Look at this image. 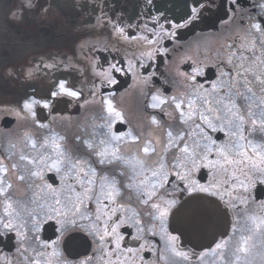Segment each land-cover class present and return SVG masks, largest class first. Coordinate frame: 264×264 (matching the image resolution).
I'll return each instance as SVG.
<instances>
[{
  "label": "snow or ice",
  "instance_id": "obj_1",
  "mask_svg": "<svg viewBox=\"0 0 264 264\" xmlns=\"http://www.w3.org/2000/svg\"><path fill=\"white\" fill-rule=\"evenodd\" d=\"M145 3L151 5L152 0ZM221 4L225 9L221 19L239 21V32L221 47L215 64L189 57L182 62L183 70L176 68L172 76L142 61L159 57L163 62L164 56L179 51L183 45L170 49L162 41L175 44L180 30L199 23L213 5L221 6L217 0H187L186 11L177 18L151 16L153 27L143 20V13L139 23L124 27L122 17L104 20L101 36L108 32L111 38L114 32L117 40L152 49L142 51L139 58L131 53L141 61L145 86L142 128L134 130L113 99L104 97L105 93L114 96L133 72L131 59L125 67L123 57L112 55L119 48L105 44L98 50L90 45L92 56L102 57L94 67L103 71L96 73L101 78L99 91L89 77L88 96L83 94L82 78L68 80L71 73L64 61L41 60V74L51 69L52 82L40 90L30 85L20 110L12 113L32 117L35 138L30 145L35 151L0 152L4 264H169L170 255L195 258L201 264L208 253L213 264H246L242 254L249 252L253 236L245 232L261 231L264 237V219L244 216L250 205L264 209V0H221ZM37 7L44 10L39 0H23L19 9L11 11V18ZM137 31L146 34L138 36ZM240 33L256 38L251 47ZM86 59L87 54L79 62ZM16 71L23 75L22 67ZM173 78L182 81L183 92L171 94ZM52 97L71 98L66 104L77 112L92 111L95 123L71 135L52 133L41 122L47 117L37 113L38 108L43 112L51 107ZM9 114L4 111L0 119ZM18 188L25 190L24 196ZM44 189L50 196L44 195ZM20 200L27 201L23 215L13 206ZM49 225L55 238L43 240ZM78 233L89 240L91 255L71 259L64 252V238ZM9 240L12 248L5 253L3 245Z\"/></svg>",
  "mask_w": 264,
  "mask_h": 264
},
{
  "label": "flooded vegetation",
  "instance_id": "obj_2",
  "mask_svg": "<svg viewBox=\"0 0 264 264\" xmlns=\"http://www.w3.org/2000/svg\"><path fill=\"white\" fill-rule=\"evenodd\" d=\"M187 0H152L151 5L146 4L145 0H39V5L35 10L24 11L19 18H11V11L20 8L23 0H9V11L5 14L3 21L6 23V31L4 28L0 30L3 36L0 35V45L3 46L0 57V116L4 111L10 113L7 117L0 119V128L6 131L19 121L12 113L19 111L18 105L23 103V97L27 91H30L29 86H34L37 90L46 88L52 82V70L49 69L47 74H41L44 70L40 67V62L43 60L45 64L55 63L57 60L64 61V65L71 73L68 75V80L71 81L74 77L84 82V95L88 96V92L92 85L89 82V77L96 81L97 90L100 89V77L96 76L97 72L103 71V68L94 67L97 59H102L99 53L95 57L90 52V45H95L98 50H103L105 44L111 49L119 48L117 54L115 51L112 55L116 59L124 58V66L127 67V60H132L133 72L129 73L120 85L115 89V95L105 93V98H112L113 104L117 110L122 111L125 117L130 121V126L135 130L142 128L144 125L143 100L141 92L145 90L142 83L143 73L139 69L140 60L133 58L131 53L135 52L139 58L142 51H151V48H141L138 43L124 41L122 38L117 40L116 34L113 32L111 38L108 32L100 35L104 20L108 16L122 17L124 23L120 24L124 27L126 24H136L140 22V14L143 15V20L148 21V26L153 27L151 16L167 15L171 18L181 16L185 11ZM217 4L221 6L217 9L213 5V10L205 12L199 23L188 29H182L178 32L179 40L175 44L163 42L165 47L173 48L183 45L179 51L173 52L171 56H164L163 62L157 57L154 61L147 59L142 62L147 66L152 64V70H156L157 66L161 73H166L172 76L176 68L183 70V61H187L190 57L192 61L213 65L218 59V55H222L220 49L227 43H230V38L234 37L239 32V21L233 23L230 19H221L224 16V6L221 0H217ZM113 5V7H109ZM99 9V11L97 10ZM107 13V15H102ZM150 13V15H148ZM111 31V25L108 27ZM127 28L125 33L127 34ZM137 31L136 35H144ZM247 46L251 47L255 42V37L245 36L240 33ZM151 38V36H150ZM29 46H32L29 48ZM258 46V45H257ZM87 54V59L84 63L79 62ZM107 54V53H105ZM161 56L164 54L161 53ZM50 57H54L52 59ZM111 59V56L109 57ZM1 64H3L1 66ZM23 68V75L16 70ZM107 65H104L106 68ZM264 70V66L261 67ZM218 71V70H217ZM59 74V73H57ZM209 79H213L212 71L208 73ZM79 88V84H78ZM170 88L173 89L171 94L183 92L182 81L172 79ZM5 92V94H3ZM90 100L92 97H88ZM95 99L99 101L101 96L98 94ZM67 100L57 101V98L52 97L49 100L51 107L44 109L43 112L37 109L38 116L47 117L41 122L49 126L54 134H73L78 129L83 128L86 124L95 123L91 118L94 115L92 111L82 108L79 112L75 111L71 106L66 104ZM53 108L55 111H53ZM51 112V116L49 113ZM21 118L27 119V114L21 112ZM7 119L14 120V123L5 127L4 121ZM33 127L29 133L18 135H0V152H15L25 155L33 154L35 150L31 148L30 141L35 137L32 135ZM27 145V148L25 147ZM22 169L24 166H21ZM31 167V166H29ZM23 174L26 173L24 169ZM21 196L25 195L23 188L17 189ZM30 195V194H29ZM44 195L50 196L47 189H44ZM26 200H20L14 203V207L23 215V206ZM31 210V208L29 209ZM2 211V208H0ZM231 215H236L233 212ZM245 217L256 218L259 222L264 219V209L259 205H250L244 210ZM246 223L251 224L250 221ZM171 231L170 223L168 225ZM52 234L54 232L52 231ZM173 234H177L174 233ZM53 237H44L43 240L54 239ZM5 253H8L12 248V242L9 240L3 245ZM64 252L71 259H83L85 256L91 255V247L89 240L85 238L83 233L68 235L64 238ZM200 251L201 249H196ZM9 258H11L9 256ZM0 264H4L3 258H0ZM97 264L99 262L97 261ZM169 264H197L195 258L185 260L178 255H170ZM201 264H213L211 253L205 255Z\"/></svg>",
  "mask_w": 264,
  "mask_h": 264
},
{
  "label": "rangeland",
  "instance_id": "obj_3",
  "mask_svg": "<svg viewBox=\"0 0 264 264\" xmlns=\"http://www.w3.org/2000/svg\"><path fill=\"white\" fill-rule=\"evenodd\" d=\"M9 0H0V30L4 28L6 31L7 27L5 26L6 23L3 21L5 14L9 11ZM4 16V17H3ZM3 31V32H4ZM3 32L0 31V35L3 36ZM32 46H29V48ZM3 50V46L0 45V57L1 51ZM3 64H1L2 66ZM1 72V71H0ZM5 94V92L3 93ZM32 128V117L27 115V119H22L21 116L19 117V121L11 128V130L6 131L0 128V135H18L29 133V130ZM247 227L251 228L252 225L247 223ZM246 235H252L253 239L249 241V252L246 254H242L245 258L246 264H264V244L261 243V240L264 237L261 236V231H257L255 233L245 232ZM232 243H235L233 241Z\"/></svg>",
  "mask_w": 264,
  "mask_h": 264
},
{
  "label": "water",
  "instance_id": "obj_4",
  "mask_svg": "<svg viewBox=\"0 0 264 264\" xmlns=\"http://www.w3.org/2000/svg\"><path fill=\"white\" fill-rule=\"evenodd\" d=\"M39 117H40V115H39ZM9 121H10V122H9ZM13 123H14V120H12V119H7V120L4 121L3 125H4L5 127H9V126H11ZM170 228H171V230H172V225H171V223H170ZM52 231H53L52 226H51V225L47 226V227L45 228V230H44V237H53L54 234H52ZM174 233H175V232H174ZM193 246H195V245H193ZM197 249H199V248H197Z\"/></svg>",
  "mask_w": 264,
  "mask_h": 264
}]
</instances>
